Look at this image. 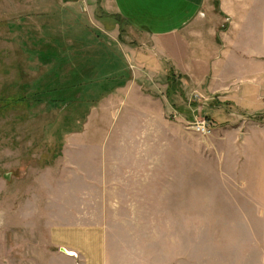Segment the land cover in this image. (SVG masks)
<instances>
[{"label":"rangeland","instance_id":"374dc122","mask_svg":"<svg viewBox=\"0 0 264 264\" xmlns=\"http://www.w3.org/2000/svg\"><path fill=\"white\" fill-rule=\"evenodd\" d=\"M100 12L84 0H0V264H12L15 228L43 239L54 225H76L57 213L79 208L80 178L100 164L107 178L109 158L137 161L131 181L140 184L103 188L123 202L88 203L106 232L107 264H264V100L174 82L144 91L162 99V118L104 113L98 103L122 79L113 71L127 68L115 41L132 34ZM199 119L205 134L193 130ZM116 132L120 154L92 152L113 146Z\"/></svg>","mask_w":264,"mask_h":264},{"label":"crops","instance_id":"0c3cea01","mask_svg":"<svg viewBox=\"0 0 264 264\" xmlns=\"http://www.w3.org/2000/svg\"><path fill=\"white\" fill-rule=\"evenodd\" d=\"M84 1L101 8L99 16L105 22L116 27L126 24L132 34L127 35L131 39L126 43L114 40L121 46L127 68L113 71L122 79L98 103L97 109L102 108L104 113L113 110L115 116L122 107L126 109L123 118L127 120L140 121L151 115L162 118V99H154L144 91L173 90L168 76L175 83L181 82L182 89L189 92L229 91L228 96L241 99L250 89L256 93L258 102L264 100V0ZM223 23L226 24L222 28ZM123 134V139L141 138L139 134ZM112 137L113 146L104 149L97 146L92 152L97 156L106 152L108 156L120 154L118 150L125 148L118 141L121 134L116 132ZM132 148H127L130 155L140 152L138 144ZM108 161L107 178L101 172L104 166L101 164L90 178L86 175L80 178L78 211L67 212L65 208V212L60 209L57 213L62 220L73 218L76 225H54L43 239L32 227L21 226L12 231V264H75L76 255L72 252L78 255V264H107L106 232L97 223L96 213L88 210V203L123 202L126 198H106L108 191L106 194L103 188L140 184L131 181L135 178L131 177L130 164L137 161L111 162V158ZM147 167L144 164L141 169L162 170L156 165ZM94 187L97 188L95 197L92 196ZM127 194V191L119 193L124 197ZM254 249L259 250L258 244Z\"/></svg>","mask_w":264,"mask_h":264},{"label":"built area","instance_id":"2783aa9c","mask_svg":"<svg viewBox=\"0 0 264 264\" xmlns=\"http://www.w3.org/2000/svg\"><path fill=\"white\" fill-rule=\"evenodd\" d=\"M192 126H193V130L197 133L205 134L207 132L208 127L205 120L202 119L196 120Z\"/></svg>","mask_w":264,"mask_h":264},{"label":"trees","instance_id":"16d2710c","mask_svg":"<svg viewBox=\"0 0 264 264\" xmlns=\"http://www.w3.org/2000/svg\"><path fill=\"white\" fill-rule=\"evenodd\" d=\"M168 79H169V82H170V84L172 83H174L175 82V80H173V78H172V81H171V76H168ZM174 81V82H173Z\"/></svg>","mask_w":264,"mask_h":264},{"label":"water","instance_id":"95a60500","mask_svg":"<svg viewBox=\"0 0 264 264\" xmlns=\"http://www.w3.org/2000/svg\"><path fill=\"white\" fill-rule=\"evenodd\" d=\"M63 252L67 253L65 250H62Z\"/></svg>","mask_w":264,"mask_h":264}]
</instances>
